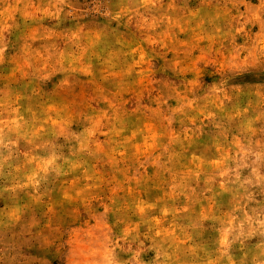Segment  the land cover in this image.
Listing matches in <instances>:
<instances>
[{"label":"rangeland","instance_id":"rangeland-1","mask_svg":"<svg viewBox=\"0 0 264 264\" xmlns=\"http://www.w3.org/2000/svg\"><path fill=\"white\" fill-rule=\"evenodd\" d=\"M0 264H264V0H0Z\"/></svg>","mask_w":264,"mask_h":264}]
</instances>
